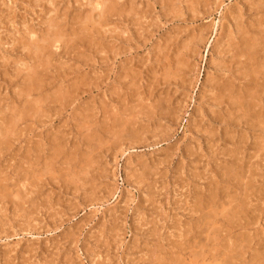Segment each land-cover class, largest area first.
Returning a JSON list of instances; mask_svg holds the SVG:
<instances>
[{"label":"rangeland","instance_id":"1","mask_svg":"<svg viewBox=\"0 0 264 264\" xmlns=\"http://www.w3.org/2000/svg\"><path fill=\"white\" fill-rule=\"evenodd\" d=\"M105 4L0 0V264H264V0Z\"/></svg>","mask_w":264,"mask_h":264},{"label":"bare ground","instance_id":"2","mask_svg":"<svg viewBox=\"0 0 264 264\" xmlns=\"http://www.w3.org/2000/svg\"><path fill=\"white\" fill-rule=\"evenodd\" d=\"M102 2H103V4H105V2H107V1H110V0H101ZM96 2V1H95ZM114 2V1H113ZM97 3H99V2H97ZM52 4H53V2H52ZM98 5V4H97ZM106 5V7H104V8H106V10H105V12H107V10L109 11V8H111V5L109 4H105ZM104 5V6H105ZM108 5V6H107ZM257 6H258V4H257ZM256 8V7H255ZM102 9H103V5H102ZM115 9V8H114ZM114 11V10H113ZM110 12V11H109ZM103 14V13H102ZM103 16V15H102ZM116 16V15H115ZM93 19V18H92ZM90 20V19H89ZM88 20V21H89ZM96 21V20H95ZM99 22H100V20H98ZM87 22V21H86ZM97 22V21H96ZM256 22V21H255ZM89 23H90V21H89ZM98 23V22H97ZM52 24V23H51ZM95 24V23H94ZM88 25V24H87ZM52 26V25H51ZM92 29H93V26H92ZM57 31V30H56ZM88 31H90V30H88ZM107 31V30H106ZM96 32V31H95ZM29 33H30V31H29ZM72 33V32H71ZM86 34H87V32H86ZM28 35V34H27ZM52 35V34H51ZM56 35H60L59 33L58 34H56ZM62 35V34H61ZM73 35V34H72ZM32 36V35H31ZM81 36V35H80ZM85 36V35H84ZM82 37V36H81ZM52 38V37H51ZM51 38L49 39V41L51 40ZM117 38V37H116ZM55 39V38H54ZM65 39V38H64ZM67 39V38H66ZM71 39V38H70ZM44 40V39H43ZM36 41V40H35ZM40 41V40H39ZM47 41V40H46ZM52 41H53V38H52ZM52 41H50L49 43H51ZM24 42V41H23ZM44 42V41H43ZM54 42H55V40H54ZM53 42V43H54ZM34 43V42H33ZM32 44V43H31ZM34 45V44H33ZM47 45V44H46ZM27 46V45H26ZM38 46V45H37ZM253 46L255 47V45L253 44ZM257 47V46H256ZM33 48V47H32ZM38 48L39 49H41V50H45L47 47H45V46H42V47H37V48H35V49H37L36 51H38ZM34 49V48H33ZM244 50V49H243ZM28 52V51H27ZM30 52V51H29ZM33 53H35V52H33ZM240 54V53H239ZM37 55V54H36ZM47 56V55H46ZM242 57H243V55H242ZM43 61V60H42ZM37 70V69H36ZM29 72V71H28ZM37 74V73H36ZM35 74V75H36ZM34 75V74H33ZM38 75V74H37ZM32 79V78H31ZM39 79V78H38ZM28 81H29V79H28ZM40 81V80H39ZM29 83H31V82H29ZM31 85V84H30ZM29 86V85H28ZM31 87H29V89H30ZM35 89V88H34ZM28 91V90H27ZM23 92H25V91H23ZM29 94V93H28ZM137 101V100H136ZM37 104V103H36ZM161 106V105H160ZM30 108V107H29ZM146 108V107H145ZM30 110H31V108H30ZM22 112V111H21ZM36 115V114H35ZM33 117V116H32ZM105 118V117H104ZM119 122V121H118ZM61 170V169H60ZM50 175V174H49ZM28 183V182H27ZM16 184V183H15ZM7 189V188H6ZM3 190V189H2ZM13 190V189H12ZM17 193V192H16ZM8 194H6V196H7ZM19 196V195H18ZM20 197V196H19ZM2 198V197H1ZM20 198H23V197H20ZM19 198V199H20ZM24 199V198H23ZM23 201V200H22ZM18 205H20V204H18ZM27 212V211H26Z\"/></svg>","mask_w":264,"mask_h":264}]
</instances>
